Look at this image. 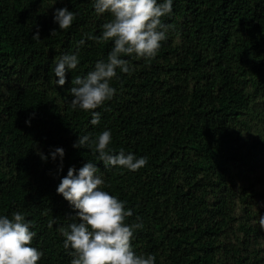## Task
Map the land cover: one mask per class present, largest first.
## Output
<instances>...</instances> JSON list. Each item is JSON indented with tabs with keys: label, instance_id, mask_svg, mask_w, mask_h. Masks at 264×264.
<instances>
[{
	"label": "trees",
	"instance_id": "obj_1",
	"mask_svg": "<svg viewBox=\"0 0 264 264\" xmlns=\"http://www.w3.org/2000/svg\"><path fill=\"white\" fill-rule=\"evenodd\" d=\"M51 3L0 0V214L31 221L37 264H71L60 230L75 210L56 186L87 160L132 209L125 222L142 221L137 253L156 264H264V0H173L157 54L125 55L132 70H117L113 98L89 111L71 107L68 89L107 58L112 43L101 33L111 16L97 15L93 0ZM64 6L77 15L61 30L52 17ZM77 47L79 64L56 85L55 61ZM105 128L114 151L146 164L104 168L94 147H73ZM55 146L65 151L59 171L58 159L37 154Z\"/></svg>",
	"mask_w": 264,
	"mask_h": 264
},
{
	"label": "clouds",
	"instance_id": "obj_2",
	"mask_svg": "<svg viewBox=\"0 0 264 264\" xmlns=\"http://www.w3.org/2000/svg\"><path fill=\"white\" fill-rule=\"evenodd\" d=\"M56 0H52L54 4ZM173 0H93L97 15L109 13L111 19L102 25L101 36L111 41L112 47L107 58L98 59L91 70L83 76L71 80L68 89L71 94V107L84 111L97 109L113 98L116 89L110 81L120 73L130 72L131 66L125 55L138 58H152L168 37L169 26L161 17L172 13ZM77 13L66 6L53 9V21L59 29H68ZM55 29L52 30L54 32ZM33 40H39L37 31ZM81 40L79 44H83ZM79 47L72 53H62L52 69L56 85H64L66 72L79 64ZM101 113L91 112L89 123H99ZM25 123H30L26 119ZM111 130L105 128L94 138L89 133L78 135L73 142L76 148H93L96 161L104 168L113 166L135 171L143 167L147 158L125 152L123 148L114 151L110 147ZM41 160H59L58 171L62 169L65 155L62 146H55L45 154L37 149ZM105 180L100 168L92 160H87L76 168L69 166L67 173L60 178L56 192L68 201L75 210L73 222L61 228L64 237L63 247L71 249V264H156V257L137 253L133 246L135 230L142 227V221L128 224L126 218L132 216V209L125 207V201L104 190ZM264 225V216L261 217ZM36 232L31 221L22 212L9 215L0 214V264H37L43 256L42 250L33 246Z\"/></svg>",
	"mask_w": 264,
	"mask_h": 264
}]
</instances>
